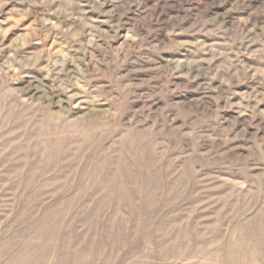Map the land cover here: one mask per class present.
<instances>
[{"label": "rangeland", "instance_id": "1", "mask_svg": "<svg viewBox=\"0 0 264 264\" xmlns=\"http://www.w3.org/2000/svg\"><path fill=\"white\" fill-rule=\"evenodd\" d=\"M0 264H264V0H0Z\"/></svg>", "mask_w": 264, "mask_h": 264}]
</instances>
